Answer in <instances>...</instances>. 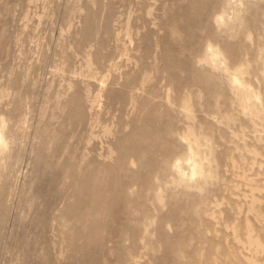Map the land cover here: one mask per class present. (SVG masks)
Returning a JSON list of instances; mask_svg holds the SVG:
<instances>
[{"label": "rangeland", "instance_id": "374dc122", "mask_svg": "<svg viewBox=\"0 0 264 264\" xmlns=\"http://www.w3.org/2000/svg\"><path fill=\"white\" fill-rule=\"evenodd\" d=\"M0 264H264V0H0Z\"/></svg>", "mask_w": 264, "mask_h": 264}, {"label": "bare ground", "instance_id": "6f19581e", "mask_svg": "<svg viewBox=\"0 0 264 264\" xmlns=\"http://www.w3.org/2000/svg\"><path fill=\"white\" fill-rule=\"evenodd\" d=\"M221 16V15H220ZM220 21V20H219ZM236 80V79H235ZM248 97V96H247ZM247 99V98H246ZM192 159V158H191ZM191 159H189V160H191ZM195 170V169H194ZM194 170H193V172H194ZM198 171V170H197ZM195 174V173H194Z\"/></svg>", "mask_w": 264, "mask_h": 264}]
</instances>
